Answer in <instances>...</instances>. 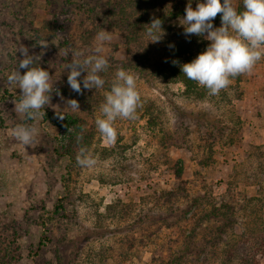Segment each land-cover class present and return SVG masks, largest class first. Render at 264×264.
<instances>
[{
  "label": "rangeland",
  "instance_id": "obj_1",
  "mask_svg": "<svg viewBox=\"0 0 264 264\" xmlns=\"http://www.w3.org/2000/svg\"><path fill=\"white\" fill-rule=\"evenodd\" d=\"M119 1L0 0V214L19 231L18 264H162L186 242L191 256L200 251L191 264H264V55L251 73L232 78L216 96L199 85L202 96H188L181 82L149 84L123 68L136 77L141 103L135 119L115 122L117 139L110 144L95 120L115 72L129 57L121 34L99 9L117 8ZM232 3L237 8L238 0ZM180 22L163 26L159 42L145 35L144 57H134L136 64L152 72L172 62L176 49L192 61L203 53L210 42L185 36ZM102 29L112 37L101 53L109 62L108 83L94 94L91 110L66 109V101L77 99L69 93L65 65L73 50L83 53L81 59L94 54ZM42 40L47 48L39 46ZM22 47L38 56L33 67L51 76L50 104L41 112L61 113L65 127L42 116L26 119L14 111L16 100L2 98L5 91L21 94L8 86L7 76L18 68ZM73 113L91 132L86 149L96 160L93 167L77 163L81 147L71 142ZM20 124L37 129L33 147L13 137ZM210 202L237 208V222L222 238L219 222L207 216ZM59 204L64 209L55 215Z\"/></svg>",
  "mask_w": 264,
  "mask_h": 264
},
{
  "label": "clouds",
  "instance_id": "obj_2",
  "mask_svg": "<svg viewBox=\"0 0 264 264\" xmlns=\"http://www.w3.org/2000/svg\"><path fill=\"white\" fill-rule=\"evenodd\" d=\"M185 13L180 22L184 27V35L203 37L210 43L192 62L181 65V72L187 79L204 87L208 95H218L230 85L232 78L251 73L264 55V0H243V11H238L232 0H223V3L221 0H205L203 3L198 2L193 10L189 0ZM218 14H222V26L214 28L212 21ZM161 25V20L153 19L147 26L146 35L154 43L163 36ZM111 38V33L102 29L95 37L94 54L81 59L82 52L72 51L71 62L65 65V70H69L67 82L73 91L82 92L81 81L78 80L82 73H86L82 80L84 89L103 88L105 80L99 74L108 69L109 62L101 53L103 45ZM39 46L47 48L48 43L42 40ZM19 52L23 58L19 60L18 68L7 76V84L21 92L20 99L13 102L14 111L23 114L26 119L34 120L44 115L41 109L50 104L53 90L51 76L41 67H33L38 56L30 55L27 47H22ZM19 69L27 71L22 75ZM140 103L136 77L123 68L117 69L110 89L104 93V102L100 105L101 117L95 120L97 131L108 143H115V122L118 119H135ZM66 104V109L79 110V104L74 99L66 101ZM57 115L61 120L64 119L63 115ZM12 135L24 147H33L37 129L20 124L12 129ZM77 139L79 141L80 137ZM76 159L82 167L90 168L96 164V160L83 147Z\"/></svg>",
  "mask_w": 264,
  "mask_h": 264
},
{
  "label": "trees",
  "instance_id": "obj_3",
  "mask_svg": "<svg viewBox=\"0 0 264 264\" xmlns=\"http://www.w3.org/2000/svg\"><path fill=\"white\" fill-rule=\"evenodd\" d=\"M119 2H121V4L118 3L119 6H117V8L109 7L110 9L102 10L103 6L100 5V13H98L105 19L111 20L113 29L118 30L121 34V44L128 51L129 57L128 62H121V67L134 69L135 72L139 73L140 78L149 84L153 83L155 80H163L170 83L181 82L185 87V95H198L201 97L202 95L198 93V84L195 81L187 79L181 72V65L192 62V60L186 57L183 59V56H185L183 50H175L173 61L177 63L174 64L173 61L160 63L152 72L146 69L145 66L136 64L134 61V59H136L134 57H144V52L142 51L143 39L146 35L147 26L151 24L153 19L161 20V27L170 24L174 19H183L186 14L185 9L189 0H120ZM190 2L192 3L193 10H195L197 3H203L205 0H190ZM221 3H223V0H221ZM237 10L243 11V0H238ZM221 15L222 14H218L214 20L221 23ZM99 75L105 80V83H108L105 71L101 72ZM81 89V93H77L73 90L69 93L72 97L77 99L83 111L86 109L91 110V104L95 102L93 101V96L94 94H99V92L95 89H84L82 82ZM4 96L16 101L20 99L19 95L16 96L8 91L4 92L2 98H4ZM43 113H45L42 115L45 122H49L61 128L66 126L67 122L64 119L61 120L58 115L52 114L50 111H44ZM191 116L200 118V115L192 114ZM70 118L75 123V132L72 134L71 142L77 147H89L92 136L91 132L86 130V124L76 113L70 114ZM199 120L204 121L203 118ZM148 122L151 126H155L157 121L155 118L151 117ZM78 137H80L79 141L77 139ZM174 170L178 177L182 176V169L179 166H176ZM167 195L176 196L177 194L167 193ZM193 201L197 202L198 200L196 198ZM173 202L171 198L170 204H173ZM210 205L212 208L207 216L219 222L216 231L219 233L218 237L222 238V232L227 230V228H233L235 226L237 222V208L230 203H223L220 207H217L215 202H210ZM62 209H64L62 204L57 205L54 214H60V210ZM170 209L172 212L173 207L170 206ZM167 219L168 218H166V221H168ZM19 236V231L15 225L13 223H6L4 221V216L0 214V264H18L20 262L22 254L20 245L18 244ZM46 239L47 237L44 236L42 241ZM191 247L192 245L188 242L183 243V248H181L178 253H172L166 262L162 264H191L194 259L193 256L200 253V251L195 252L191 256L190 253L194 252ZM251 264H257V262L254 261Z\"/></svg>",
  "mask_w": 264,
  "mask_h": 264
}]
</instances>
